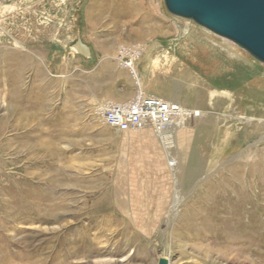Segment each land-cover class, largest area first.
Listing matches in <instances>:
<instances>
[{"label": "rangeland", "instance_id": "obj_1", "mask_svg": "<svg viewBox=\"0 0 264 264\" xmlns=\"http://www.w3.org/2000/svg\"><path fill=\"white\" fill-rule=\"evenodd\" d=\"M139 89L192 111L169 147L100 119ZM160 257L264 264V63L164 0H0V264Z\"/></svg>", "mask_w": 264, "mask_h": 264}, {"label": "built area", "instance_id": "obj_2", "mask_svg": "<svg viewBox=\"0 0 264 264\" xmlns=\"http://www.w3.org/2000/svg\"><path fill=\"white\" fill-rule=\"evenodd\" d=\"M143 54L144 48L139 43L121 44L116 50V61L137 79V65ZM97 113L102 122L116 132L150 131L162 135L184 124L192 111L164 95L139 89L127 100L100 103Z\"/></svg>", "mask_w": 264, "mask_h": 264}, {"label": "water", "instance_id": "obj_3", "mask_svg": "<svg viewBox=\"0 0 264 264\" xmlns=\"http://www.w3.org/2000/svg\"><path fill=\"white\" fill-rule=\"evenodd\" d=\"M174 15L228 38L264 63V0H164ZM157 264H169L160 257Z\"/></svg>", "mask_w": 264, "mask_h": 264}, {"label": "bare ground", "instance_id": "obj_4", "mask_svg": "<svg viewBox=\"0 0 264 264\" xmlns=\"http://www.w3.org/2000/svg\"><path fill=\"white\" fill-rule=\"evenodd\" d=\"M71 48L77 53L80 54L81 56H83L84 58H89L90 57V50L89 47L87 45H85L84 43H82L80 40L76 41L74 44H72ZM136 79V78H135ZM139 83V82H138ZM137 83V84H138ZM174 131V132H172ZM143 132H149V131H143ZM173 134H170V133ZM175 133V127L170 131V132H166L163 133L162 135H155L157 138L162 140V143L164 144V146L169 147L171 145V140L172 137L174 136ZM130 167V166H129ZM195 171V170H194ZM189 175V174H188ZM191 174L189 175V178L191 179ZM227 183V182H226ZM220 187V186H219ZM228 187V186H227ZM224 191V190H223ZM212 192V191H211ZM218 193V192H217ZM221 194V193H220ZM110 195V194H109ZM216 196V195H215ZM221 196V195H220ZM231 196V195H230ZM234 196V195H233ZM108 197V196H107ZM106 199V198H105ZM110 199V198H109ZM216 202V201H215ZM228 205V204H227ZM103 207H109V203H104ZM228 208V207H227ZM232 208V207H231ZM232 213V212H231ZM230 216V215H229ZM231 224V223H230ZM232 225V224H231ZM233 226V225H232Z\"/></svg>", "mask_w": 264, "mask_h": 264}]
</instances>
